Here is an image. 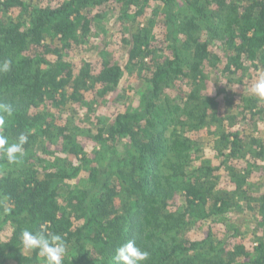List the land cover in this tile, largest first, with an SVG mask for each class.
I'll return each instance as SVG.
<instances>
[{"label":"trees","instance_id":"1","mask_svg":"<svg viewBox=\"0 0 264 264\" xmlns=\"http://www.w3.org/2000/svg\"><path fill=\"white\" fill-rule=\"evenodd\" d=\"M32 1L0 0V62L11 61L10 71L0 72V104L13 110L0 135L10 143L28 136L18 163L0 153V199L7 205H0V233L12 228L0 243V264H43L37 251L27 253L20 243L22 230L41 228L65 240L63 264H117L116 249L129 240L149 252L144 264H264V238L251 248L230 244L239 226H226L232 210L245 203L264 229V191L247 188L264 168L257 163L264 161V144L253 139L250 148L238 132L223 131L214 147L221 162L197 164L203 140L188 135L225 119L224 103L211 112L217 103L202 92L209 69L223 68L238 82L243 72L264 69V0ZM104 6L118 11L126 65L143 77L145 90L137 108L118 113L105 133L87 137L101 143L92 159L82 136L57 126L51 110L81 104L87 93L100 103L119 86L122 65L104 61L97 70L84 61L78 67L62 52L92 31L100 18L92 15ZM13 10L28 20L8 22ZM148 11L158 19L154 26L143 25ZM179 79L191 80L183 104L169 94ZM236 94L243 112L264 113V102L251 92ZM229 99L227 107L235 104ZM39 138L61 145L79 164L68 168L43 158ZM241 152L248 158L244 170L232 162ZM223 169L231 190L219 186ZM81 170L87 178L71 183ZM202 222L225 224L227 238H215L209 229L204 238L190 239L188 232Z\"/></svg>","mask_w":264,"mask_h":264},{"label":"rangeland","instance_id":"2","mask_svg":"<svg viewBox=\"0 0 264 264\" xmlns=\"http://www.w3.org/2000/svg\"><path fill=\"white\" fill-rule=\"evenodd\" d=\"M64 0H34L32 3L38 4L40 6H54L60 4ZM100 15L95 21V26L92 31L81 39L80 44L74 47V50L67 52V50L62 51L66 54V59L75 63L78 67L82 63L90 62L98 70L101 68L104 61H110L112 63H118L124 68V76L116 88V90L105 98V100L99 102L94 101L95 94L87 93L86 99L81 104H69L68 106L62 108L61 110L52 109L53 119L55 120L57 126H64V128L74 130L78 132L82 137V142L86 146L87 153L93 159L95 151L101 150V143H94L87 137H92L100 130L105 133L118 113H123L129 110H133L138 107L141 95L145 90V82L142 76L136 70L132 69L130 66L127 67V57H128V45L123 42L121 37V32L117 28V16L118 11L115 13L111 11L110 7L104 6L102 10H98L93 13ZM143 21L144 26H154L157 17L154 16L151 11H148L146 17ZM8 22H16L19 20H28L27 15L19 13L17 10H13L6 16ZM162 20V19H160ZM157 37L162 38V28L156 32ZM59 46V43H56ZM106 50L103 55L102 51ZM223 68H218L216 70H208L209 81L206 83V87H203V94L214 98L216 101V106L211 112L216 111L221 108V103H224L223 116H225L223 123L212 120V126L210 128H205L203 131L198 133H189L191 137H199L203 140L202 148L198 154L194 156L196 163L211 162L214 166H217L221 159L217 157V152L214 147L216 141L219 139L221 132H238L239 136L243 138V144L252 147V140L256 139L259 144H264V113L260 116H252L250 112H243L237 103L236 92L245 91L250 93V89L253 83L262 75H264V69L253 70L252 68L241 74L243 83L238 82L240 78L238 76H232L231 74L222 71ZM191 80L179 79L174 86L169 90V94L172 99L178 104H183L185 102V96L190 91ZM201 88V87H200ZM230 98V99H229ZM233 100L235 104L232 106H226L225 100ZM236 105V106H235ZM222 108V109H223ZM222 114V113H221ZM230 117V118H229ZM218 118V117H217ZM260 120L256 123L257 119ZM106 138V136H105ZM104 145L107 144L106 139L101 141ZM36 148L45 159L59 160L64 163L68 168L78 165L77 159L64 151L65 149L61 145L51 143L50 139L39 138L36 142ZM243 151V150H242ZM101 152V151H100ZM244 154L241 152L238 155L237 160L232 161L236 169L244 170L246 169L247 156L243 157ZM247 158V159H246ZM264 160V159H263ZM259 165L264 166V161H257ZM219 186L221 189L233 188V184L230 181L229 176L225 169L220 170L219 173ZM79 178L86 179L87 172L81 170L79 177L74 179L71 183H76ZM70 182V181H69ZM251 192H263L264 191V168L259 169L258 173H254L249 179L248 187ZM0 205H6L0 199ZM244 209L238 208L233 209L232 213L229 214L231 217L227 221L228 228L233 229V227H238L237 240L231 239L230 244H235V242L242 243L246 248H251L259 238H264V229H260L256 223V212L250 211L245 207ZM7 208V205H6ZM260 217V216H259ZM211 224L207 222H202L197 225L195 230L188 232L190 239L197 240L205 237L209 229H212L214 237L218 239L225 238L228 231L225 224ZM235 229V228H234ZM227 230V231H226ZM12 232L11 226L5 227V229L0 233V243L8 239ZM232 234V231H229ZM227 238V237H226ZM233 246V245H232ZM229 245V247H232ZM27 253L29 251H26ZM44 264V262H43Z\"/></svg>","mask_w":264,"mask_h":264},{"label":"clouds","instance_id":"3","mask_svg":"<svg viewBox=\"0 0 264 264\" xmlns=\"http://www.w3.org/2000/svg\"><path fill=\"white\" fill-rule=\"evenodd\" d=\"M11 61L0 62V72L10 71ZM251 94L258 101L264 102V75L260 76L252 85ZM11 105L0 104V128L5 125L6 119L12 117ZM28 142V136L21 133L14 142H9L8 138L0 135V153L2 158H6L9 164L18 163L22 155L23 146ZM7 211V209H5ZM20 243L25 251H37L38 256L43 258L44 264H63V259L68 253L65 240L59 234L47 233L41 228L40 231L33 232L24 229L20 234ZM150 257L148 251L138 247L134 240L122 244L116 249L114 257L117 264H144Z\"/></svg>","mask_w":264,"mask_h":264}]
</instances>
